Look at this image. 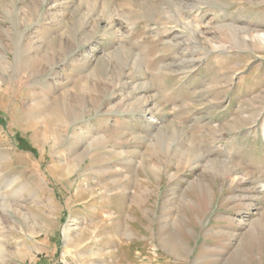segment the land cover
Returning a JSON list of instances; mask_svg holds the SVG:
<instances>
[{
  "label": "rangeland",
  "instance_id": "374dc122",
  "mask_svg": "<svg viewBox=\"0 0 264 264\" xmlns=\"http://www.w3.org/2000/svg\"><path fill=\"white\" fill-rule=\"evenodd\" d=\"M261 32L264 0H0V264H264Z\"/></svg>",
  "mask_w": 264,
  "mask_h": 264
},
{
  "label": "bare ground",
  "instance_id": "6f19581e",
  "mask_svg": "<svg viewBox=\"0 0 264 264\" xmlns=\"http://www.w3.org/2000/svg\"><path fill=\"white\" fill-rule=\"evenodd\" d=\"M191 2V1H190ZM192 4V3H191ZM190 5V4H189ZM196 5H192L190 9H193ZM187 7V6H186ZM185 8V7H184ZM200 14V13H199ZM196 17V16H195ZM180 18V22L185 25L186 27H189V29H191V31L195 32L196 30H198V26L197 24L195 23V21H191V20H188L187 16H182V17H179ZM93 19V18H91ZM194 19V18H193ZM166 26V25H165ZM89 29V28H88ZM258 38H260V41L264 43V32H261L258 36ZM167 38V37H166ZM195 38V37H194ZM197 39V38H196ZM172 40V39H171ZM181 47V46H180ZM216 47V46H215ZM184 51V50H183ZM185 52V51H184ZM178 58V57H177ZM198 60V59H197ZM173 61V60H172ZM144 69V68H143ZM177 69V68H176ZM159 73V72H158ZM135 86V85H134ZM216 138V137H215ZM82 149V148H81ZM84 153V152H83ZM101 171V170H100ZM236 171L234 170H231L230 171V175L235 173ZM263 186V185H262ZM166 219V218H165ZM171 221V220H170ZM253 230V228H252ZM165 241V239H164ZM174 251L176 250V248L173 249ZM158 258V256H157ZM200 264V263H199Z\"/></svg>",
  "mask_w": 264,
  "mask_h": 264
}]
</instances>
